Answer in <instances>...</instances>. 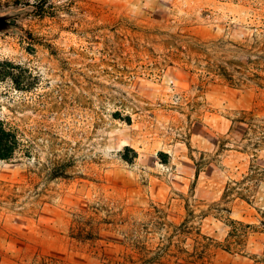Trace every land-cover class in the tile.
Instances as JSON below:
<instances>
[{"label": "rangeland", "instance_id": "rangeland-1", "mask_svg": "<svg viewBox=\"0 0 264 264\" xmlns=\"http://www.w3.org/2000/svg\"><path fill=\"white\" fill-rule=\"evenodd\" d=\"M0 122V264H264V0H0Z\"/></svg>", "mask_w": 264, "mask_h": 264}, {"label": "trees", "instance_id": "trees-1", "mask_svg": "<svg viewBox=\"0 0 264 264\" xmlns=\"http://www.w3.org/2000/svg\"><path fill=\"white\" fill-rule=\"evenodd\" d=\"M239 121L247 124L250 130L256 128L252 112H243L242 118ZM23 147L24 145H22V139L19 132L6 127L4 123L0 122V159L8 158L9 155L12 154L16 149H22ZM1 151H3L4 153H1ZM25 152H27V150ZM198 167L199 164H197V171ZM243 179L254 182V188H251L249 186L242 187V182H239L235 183V186L233 187L228 185L226 188V194L236 192L242 198L250 196L253 189L255 190L257 187H259L260 183H264V170L259 168L258 166L251 165L249 173ZM231 224L241 225V223L236 221H231Z\"/></svg>", "mask_w": 264, "mask_h": 264}]
</instances>
